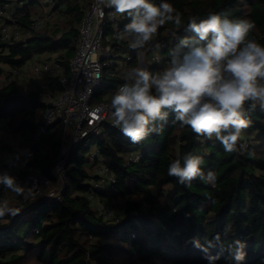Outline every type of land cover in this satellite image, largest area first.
Listing matches in <instances>:
<instances>
[{"label":"trees","instance_id":"trees-1","mask_svg":"<svg viewBox=\"0 0 264 264\" xmlns=\"http://www.w3.org/2000/svg\"><path fill=\"white\" fill-rule=\"evenodd\" d=\"M91 2L53 0L52 19L11 46L2 41L0 32V145L3 138L17 137L26 166L43 173L49 172L57 158L62 126L54 123L35 139L45 108L42 92L33 82L11 77V71L22 69L34 57L56 59L67 68L78 44L81 19ZM151 2L158 5L161 0ZM165 2L181 12L182 24L167 22L149 42V49L165 44L159 52L163 54L160 65L151 66L150 71L168 66L180 38L194 37L184 30L191 17L199 21L220 14L250 20L255 27L248 38L264 46V0ZM14 3L15 11L22 14L18 19L22 28H28L36 14L33 8L43 11L40 0ZM129 22L126 14H119V33ZM2 24L0 19V31ZM123 39V52L134 55L142 50L131 49L130 37ZM117 65L104 73L103 80L109 84H102L94 101L110 102L125 81L126 71L117 72ZM135 65L133 58L130 68ZM60 92V85L51 78L44 95L54 98ZM247 108L251 124L234 152H226L215 139L197 137L188 126L172 123L171 116L159 134H150L136 144L103 124L93 142L114 182L96 191L94 201L87 197V179L98 162L78 155L79 150L86 151L84 141L68 154L60 201L18 196L0 185V200L12 196V207L23 206L14 217H0V264H209L205 255H218L215 264H235L229 246L234 249L236 240L246 245L241 264H264V108L257 105L251 110L248 104ZM243 141L251 142L252 151L241 147ZM188 152L204 158L202 168L205 175L208 171L215 174L214 182L196 179L182 185L168 175L169 164ZM132 155L139 156L134 163L128 161ZM96 201L107 204L114 217L99 214ZM217 233L220 241L207 254L190 242L197 237L203 245L205 237L211 240Z\"/></svg>","mask_w":264,"mask_h":264},{"label":"clouds","instance_id":"clouds-1","mask_svg":"<svg viewBox=\"0 0 264 264\" xmlns=\"http://www.w3.org/2000/svg\"><path fill=\"white\" fill-rule=\"evenodd\" d=\"M105 6L129 17L120 37H130L133 50L149 45L167 22L182 24L181 12L165 0L158 5L151 0H107ZM254 27L250 20L220 14L199 21L191 17L184 30L194 37L180 38L167 67L153 72L139 66L126 73V82L110 101L113 126L136 144L159 134L171 116L172 123L190 127L197 137L219 141L226 152L236 151L242 132L251 124L245 105L251 110L257 105L264 108V46L248 38ZM94 75L98 81L99 69ZM203 163L202 156L188 152L169 164L168 175L182 185L196 179L214 182L215 174L205 175ZM0 185L18 196L25 191L7 171L0 172ZM19 211L8 200H0V217H14ZM217 241L219 233L211 240L205 237L203 245L197 237L190 242L207 254ZM234 244V249L229 246L231 258L241 264L246 245L240 240ZM205 259L215 264L219 256Z\"/></svg>","mask_w":264,"mask_h":264},{"label":"built area","instance_id":"built-area-1","mask_svg":"<svg viewBox=\"0 0 264 264\" xmlns=\"http://www.w3.org/2000/svg\"><path fill=\"white\" fill-rule=\"evenodd\" d=\"M40 1L42 14L33 15L28 28H22L18 23L22 14L17 13L12 7V0H0V19L3 21L0 32L3 42L11 46L52 19L53 0ZM106 3L107 0H92L85 11L79 25L78 44L67 68L59 60L50 59L11 71V77H21L27 82H33L42 92L41 101L45 108L39 116L35 139L41 138L47 128L54 123L62 126L60 148L49 172L43 173L36 167H27L22 171V179L19 183L25 189L26 195L23 196L34 195L45 200L60 201L68 154L72 147H76L82 141L97 138L103 124L119 131L112 123L110 102L94 101L95 93L102 86L104 73L117 64L115 59L123 62L125 70L131 69L130 63L133 58L136 62L135 67L150 68L161 63L159 52L165 44H160L159 49H149L150 45H146L134 55L121 50L120 47L125 39L121 38L119 33V14L113 8L106 7ZM145 49H149L147 55ZM118 56L121 58H117ZM97 69L100 71L98 81L94 75ZM51 78H55L61 87V92L54 98L44 95L49 88ZM125 82L126 80L123 83ZM245 107L247 108V104ZM250 145V141L242 143L244 149L248 148L252 151ZM138 158V155H132L128 161L134 163ZM89 159L98 162L94 172L87 179L90 186L87 197L90 201H94L95 192L113 183L114 179L109 168L102 163L103 158L98 150H94L89 155ZM4 171L17 177L15 159L9 153L0 157V172ZM6 200L12 207L14 199ZM16 208L22 210L23 206L18 204ZM94 208L106 219L114 217L113 210L105 203L96 201Z\"/></svg>","mask_w":264,"mask_h":264},{"label":"rangeland","instance_id":"rangeland-1","mask_svg":"<svg viewBox=\"0 0 264 264\" xmlns=\"http://www.w3.org/2000/svg\"><path fill=\"white\" fill-rule=\"evenodd\" d=\"M14 1L15 0H12V7L14 8ZM32 12L36 13V15H41L42 12H41V8H39L38 6L33 8L32 9ZM148 50L149 49H145V55L148 54ZM161 57L163 56V54H160ZM44 58H36L34 57V59L32 61H30L27 65H34L36 63H38V60H42ZM72 59V58H71ZM116 62H117V72H120L122 73V71L125 69L124 66L122 65L123 62H121L120 59H115ZM40 62V61H39ZM150 69V68H149ZM130 69H127L125 70L126 73L129 71ZM20 80H23V78H19ZM29 84V83H27ZM102 84L103 85H108L109 83L106 81V80H103L102 81ZM30 85V84H29ZM104 101H107V100H101L99 102H104ZM2 140V146L0 145V157L4 154H11L14 159H15V166H16V174H17V180L20 182L21 179H22V171L27 168L26 166V162H27V159L24 158L23 156V153H22V150L20 149V146H19V141H18V138L17 137H12V136H8L6 137L5 139H1ZM94 139H89L87 140L86 142L83 143V146L84 148H86V151H83V150H79L78 152V155L79 156H84L85 159H89V155L94 151L96 150V143L93 142ZM13 193V192H12ZM24 195H26V193H24ZM9 200L12 199V196L11 197H8Z\"/></svg>","mask_w":264,"mask_h":264},{"label":"crops","instance_id":"crops-1","mask_svg":"<svg viewBox=\"0 0 264 264\" xmlns=\"http://www.w3.org/2000/svg\"><path fill=\"white\" fill-rule=\"evenodd\" d=\"M15 4V3H14Z\"/></svg>","mask_w":264,"mask_h":264}]
</instances>
